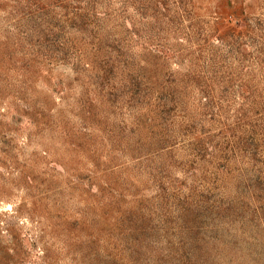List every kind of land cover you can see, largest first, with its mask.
Here are the masks:
<instances>
[{
  "label": "rangeland",
  "instance_id": "obj_1",
  "mask_svg": "<svg viewBox=\"0 0 264 264\" xmlns=\"http://www.w3.org/2000/svg\"><path fill=\"white\" fill-rule=\"evenodd\" d=\"M0 264H264V0H0Z\"/></svg>",
  "mask_w": 264,
  "mask_h": 264
}]
</instances>
